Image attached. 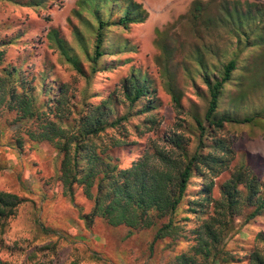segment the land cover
<instances>
[{
  "label": "trees",
  "instance_id": "1",
  "mask_svg": "<svg viewBox=\"0 0 264 264\" xmlns=\"http://www.w3.org/2000/svg\"><path fill=\"white\" fill-rule=\"evenodd\" d=\"M24 3L37 7L44 0ZM146 17L145 6L137 0H76L68 16L75 44L58 27H51L46 35L59 59L78 76L90 79L97 70L113 68L119 61L105 60L104 55L131 49L122 36L111 42L112 27L128 29ZM155 32L154 44L160 50L155 60L179 120L173 130L164 131L159 138L162 143L153 140L126 167L119 165L113 148L126 147L129 140L102 137L106 128L125 117H113L115 108L109 98L85 99L89 96L86 87L76 99L68 92L69 81L55 86L39 83L41 75L36 80L35 76L27 78L19 66L7 63L0 66V107L14 111L15 121L35 123L34 129L26 130L31 140L54 146L58 159L55 178L63 193L73 198L76 186H81L92 201L90 210L83 213L88 222L98 216L111 226L127 227L129 233L154 227V239L170 236L192 241L170 264H264V229L255 233L245 254L225 244L238 216L243 215L245 221L264 216V177L244 163L237 164L217 184L218 194L212 195L215 177L228 168L234 155L231 141L216 132L229 121L264 126V106L243 115L238 112L242 88L258 67L256 56L264 57V1L192 0L184 14ZM2 59L0 50V63ZM153 80L141 70H133L122 80L129 104L153 94L140 108L151 124L156 119L150 110L158 99ZM188 83L204 98L202 111L195 105H183ZM200 84L204 90L198 89ZM257 86L251 84V90ZM151 124L146 123L145 129H151ZM15 143L23 147L21 137ZM193 177L202 179V187L190 200L189 211L199 213L201 222L189 229L175 215ZM21 200L17 193L0 189V221L14 214ZM0 264L15 263L0 256Z\"/></svg>",
  "mask_w": 264,
  "mask_h": 264
},
{
  "label": "rangeland",
  "instance_id": "2",
  "mask_svg": "<svg viewBox=\"0 0 264 264\" xmlns=\"http://www.w3.org/2000/svg\"><path fill=\"white\" fill-rule=\"evenodd\" d=\"M24 1L0 0V50L3 55L0 66L15 64L19 66L21 75L27 78L35 76V80L41 75L38 82H47L52 86L69 81L68 92L76 95V99L81 97L78 96L79 90L84 87L87 88L89 96L85 99L88 101L109 98L115 108L113 117L124 116L125 119L106 128L102 137L107 140L110 136H118L129 140L126 147L113 148L121 167L128 166L153 140L162 143L159 138L164 131L174 129L179 114L173 109L170 94L162 85L161 66L155 60L160 51L154 44L155 29L178 19L190 7L192 0H137L147 10L144 21L132 24L128 29L112 27L111 42L122 36L127 38L131 49L104 55L105 60L119 61L113 68L97 70L90 79L78 76L74 69L62 62L46 35L51 27H58L63 36L75 44L68 16L76 0H44L37 7ZM243 57L247 56L241 55ZM256 62L258 67L253 79H246L242 88L244 96L238 107L239 115L264 106V57L256 56ZM133 70H141L154 79V95L158 99L154 101L157 105L150 110L156 119L152 124L145 119L147 112H140V108L151 100L153 94L140 97L134 104H129L124 98L122 80L131 76ZM178 76L183 86L182 71L178 72ZM250 83L258 85L254 91ZM198 89L204 90V86L200 84ZM185 91L183 105L188 108L195 105L202 111L204 98L198 96L189 83ZM232 92L235 90L232 89ZM43 98L40 96V100ZM226 99L223 98L222 102ZM14 116V111L0 107V189L22 197L15 213L0 221L2 258L15 264H170L176 254L193 243L170 236L154 239V227L129 233L127 227L111 226L98 216L88 222L83 213L90 210L92 201L84 195L81 186H76L73 198L63 193L62 185L55 178L58 159L54 146L50 142L31 140L26 130L34 129L35 123L15 121ZM146 123L153 125L152 128L146 130ZM263 131L262 125L229 121L216 132L231 141L234 155L228 168L215 177L213 196L218 194L217 184L237 164L244 163L260 178L264 177ZM17 137L22 139V148L15 143ZM201 187L202 179L193 177L176 210L175 220L184 224L185 228L190 229L201 222L199 213L189 211L190 200L198 196ZM261 229H264V216L250 221H245L243 215L238 216L236 227L225 238L226 247L245 254L253 244L255 233Z\"/></svg>",
  "mask_w": 264,
  "mask_h": 264
}]
</instances>
